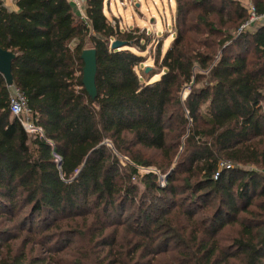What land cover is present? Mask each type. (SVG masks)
I'll return each instance as SVG.
<instances>
[{"label":"trees","instance_id":"obj_1","mask_svg":"<svg viewBox=\"0 0 264 264\" xmlns=\"http://www.w3.org/2000/svg\"><path fill=\"white\" fill-rule=\"evenodd\" d=\"M174 1L175 37L146 80L142 37L111 26L104 0H86V20L66 0L0 4V48L43 132L11 116L0 74V264H264V26L241 29L264 0Z\"/></svg>","mask_w":264,"mask_h":264},{"label":"rangeland","instance_id":"obj_2","mask_svg":"<svg viewBox=\"0 0 264 264\" xmlns=\"http://www.w3.org/2000/svg\"><path fill=\"white\" fill-rule=\"evenodd\" d=\"M247 0H242L243 5L246 4ZM250 5V4H248ZM84 10V9H83ZM104 13L111 26L115 27L118 25L120 32H132L134 36L142 37L141 42L136 44L132 51L136 50L137 53L142 57V63L137 66V71L142 73L145 70L144 79L146 80L150 73L158 74L160 69L154 64L157 49L160 48L161 56L170 47L173 39L175 29L173 27V19L176 13V5L174 0H104ZM260 26H264V23L253 26L249 31L257 30ZM91 36H96L92 33ZM117 41L123 43V46L118 50H126L127 46L125 42L112 39L111 43ZM91 45H87L85 48H90ZM141 49H145L144 52H139ZM146 69H148L146 71ZM197 70V69H196ZM195 70V73H196ZM78 75V73L76 74ZM159 76V74H158ZM153 80H156L157 77ZM189 92L188 88H184L181 93V98L184 100ZM107 146H111L110 143H105ZM143 160H155L158 154L146 150L140 151ZM121 164L127 161L126 158L119 156ZM139 174H145L152 172V170H147L145 168H137ZM246 170H256L254 166L247 165L244 167ZM158 174V173H156ZM159 180L162 186L165 185V177ZM142 190V186L140 191ZM237 225L231 226L224 232V241L229 238H234L237 234ZM176 257L166 255L161 259H158L154 264H176Z\"/></svg>","mask_w":264,"mask_h":264},{"label":"built area","instance_id":"obj_3","mask_svg":"<svg viewBox=\"0 0 264 264\" xmlns=\"http://www.w3.org/2000/svg\"><path fill=\"white\" fill-rule=\"evenodd\" d=\"M73 1L77 6V8L80 10L81 9L80 2L78 0H73ZM247 13L249 17H248V21L241 27L243 31H249V29L253 28V26L264 23V14H260V15L257 14L255 8L251 4L248 5ZM81 17H83L81 19L86 20V16L83 15V13H81ZM8 91H9L8 106L11 116L19 120L21 127L23 128L24 132H26L28 135L42 136L43 132L41 128L37 127L34 124L32 113L27 107L26 99L23 96V94L20 92V90L15 85L12 84L11 86H8ZM54 158H55V162L59 164L60 159L56 155H54ZM230 169H231V165L229 163H225V162L220 163L218 170L213 175L212 179L217 180V178H219V174L221 173V171L230 170Z\"/></svg>","mask_w":264,"mask_h":264},{"label":"water","instance_id":"obj_4","mask_svg":"<svg viewBox=\"0 0 264 264\" xmlns=\"http://www.w3.org/2000/svg\"><path fill=\"white\" fill-rule=\"evenodd\" d=\"M123 46V43L114 41L111 43L110 48L112 50H118ZM15 58L14 54L8 51H4L0 48V74L2 75L4 81L8 86L12 85V75H11V64ZM80 59L83 62L82 67V85L85 92L91 99H95L97 96V90L95 86V76H96V54L95 50L91 48H86L82 50ZM148 69H146L147 71Z\"/></svg>","mask_w":264,"mask_h":264},{"label":"crops","instance_id":"obj_5","mask_svg":"<svg viewBox=\"0 0 264 264\" xmlns=\"http://www.w3.org/2000/svg\"><path fill=\"white\" fill-rule=\"evenodd\" d=\"M78 1L81 4V9L80 10L77 8V6L75 5L73 0H66V2L71 5L73 14L76 15L77 17H79V18H83V17H81V13H83V15H85V3H86V0H78ZM0 4L9 12H16L17 11V8H16L14 0H0ZM254 31H256V30H254ZM74 45H75V43L72 44V46H74ZM6 86L8 88L7 84H6Z\"/></svg>","mask_w":264,"mask_h":264}]
</instances>
